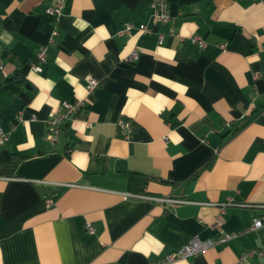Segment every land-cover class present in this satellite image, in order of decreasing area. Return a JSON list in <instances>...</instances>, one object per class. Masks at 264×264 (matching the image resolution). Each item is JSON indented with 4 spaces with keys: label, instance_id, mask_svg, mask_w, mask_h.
Returning <instances> with one entry per match:
<instances>
[{
    "label": "crops",
    "instance_id": "1",
    "mask_svg": "<svg viewBox=\"0 0 264 264\" xmlns=\"http://www.w3.org/2000/svg\"><path fill=\"white\" fill-rule=\"evenodd\" d=\"M152 1L0 0V264H149L235 233L173 264H264L240 260L264 247V226L242 232L264 215V0H168V22ZM129 21L151 31L121 34ZM78 99L49 139V114Z\"/></svg>",
    "mask_w": 264,
    "mask_h": 264
},
{
    "label": "built area",
    "instance_id": "2",
    "mask_svg": "<svg viewBox=\"0 0 264 264\" xmlns=\"http://www.w3.org/2000/svg\"><path fill=\"white\" fill-rule=\"evenodd\" d=\"M62 6L61 1H57V3L50 8H48V12L51 13L53 16L59 13V10ZM152 17L156 20L163 21V22H168L171 18V15L169 13V4L168 0H153L152 4ZM134 29H137L142 32H150L151 29L148 27L145 23H134V22H126L124 23L123 29L120 31V33H127L131 34ZM51 39L50 41H54L55 37L58 35V30L57 28H54L51 33ZM193 42H195L199 47H204L206 45V41L204 38H202L199 35H193L192 37ZM163 37L162 35L160 36L159 41L162 42ZM223 47L224 45H220ZM48 49L49 46H40L36 52V58L35 61L31 64V67L35 71H41L42 64L47 61V54H48ZM139 57V49L138 47H135L129 56L130 60H135ZM4 68V64L2 62V59L0 57V70ZM87 81V89L88 91H92L97 85H98V80L93 76V75H87L86 77ZM254 91L257 92V87H253ZM254 99V98H253ZM86 107V102L83 99H78L72 103H64V112L63 113H56V112H51L49 114L48 118V137L51 140L56 139L59 137L63 131L64 128V123L67 118H72L75 115L80 114V112H83ZM119 125L121 126L123 132H124V137L129 139L132 133V127L129 121L125 119H121L119 121ZM10 132L5 131L0 127V144L5 143L9 139ZM128 196H135L139 197L142 199H146L149 201H152L157 204L165 205L168 206L169 208H174L176 205L181 204V203H187L188 200H186L184 197L181 196H171V195H152L148 193H138V194H128ZM48 203L50 204L51 201L48 200ZM223 210L217 215L216 222L220 223L225 220L224 216L222 215ZM264 226V215H258L253 218V222L250 225V227L244 229L242 232H248L250 230H256ZM86 229L90 233H94V226L91 223H86ZM239 233L235 234H230L226 235L224 237H221L218 240H213V239H201L200 237H193L190 239L188 242H186L182 247L174 251L173 253L157 259V260H152L149 262V264H173L176 260L181 259V258H188L192 255H197L199 253L206 252L209 248L214 246L218 242H224ZM262 256L264 257V247L263 248H254L250 249L246 252H244L240 260L245 261L249 256Z\"/></svg>",
    "mask_w": 264,
    "mask_h": 264
}]
</instances>
